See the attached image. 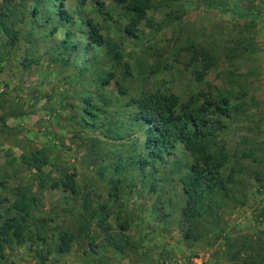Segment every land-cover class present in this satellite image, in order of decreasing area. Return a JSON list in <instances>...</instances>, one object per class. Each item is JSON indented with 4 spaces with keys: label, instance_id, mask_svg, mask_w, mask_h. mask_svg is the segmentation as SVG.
I'll return each instance as SVG.
<instances>
[{
    "label": "rangeland",
    "instance_id": "1",
    "mask_svg": "<svg viewBox=\"0 0 264 264\" xmlns=\"http://www.w3.org/2000/svg\"><path fill=\"white\" fill-rule=\"evenodd\" d=\"M20 1L12 0L21 4L14 26L19 41L7 43L0 29V212L25 229L3 245L0 264H241L248 253L230 247L235 238L264 239V190L254 176L264 173V0H152L136 39L123 33L128 19L117 0H62L71 15L66 25L54 15L57 3L42 2L33 21L31 7ZM232 5L236 13L225 11ZM88 20L116 45L120 60L108 43L90 41ZM203 48L213 66L201 70L203 56L187 66ZM154 91L182 100L224 95L233 111L220 135L231 151L252 144L260 156V164L254 156L245 162L236 205L224 206L212 221L188 224L179 182L184 170L172 172L176 157L157 170L131 164V143L142 140L143 128L134 122L130 98ZM34 152L48 159L49 180L73 176L75 193L41 190L29 164ZM117 165L123 167L116 173ZM115 179L116 200L108 196ZM102 205L118 247L98 226ZM62 231L74 240L61 254Z\"/></svg>",
    "mask_w": 264,
    "mask_h": 264
},
{
    "label": "trees",
    "instance_id": "2",
    "mask_svg": "<svg viewBox=\"0 0 264 264\" xmlns=\"http://www.w3.org/2000/svg\"><path fill=\"white\" fill-rule=\"evenodd\" d=\"M45 1L57 3L58 7L54 15L61 24L71 23V15L65 10L62 0H21L20 2L31 7L29 17L35 21L42 15ZM117 1L126 8L125 17L128 19V25L124 27L123 33L136 39L138 27L146 19L148 10L152 6V0ZM0 3V29L8 36L6 42L13 45L14 42L19 41L18 37L20 36V31L15 30L14 26L19 17L18 10L21 4L17 7L12 0H1ZM23 9L29 10L24 5ZM236 9V5H232L225 11L236 13ZM218 10L222 11L223 9L218 8ZM250 15L257 18V14L254 12H247L243 16ZM51 16H47L46 20H50ZM87 25L90 27L88 33L90 41L96 46L108 43L113 59L120 60L121 53L116 45H113V42L109 40H103L92 20H88ZM67 32L69 33V31ZM76 46L74 44L73 48ZM198 56L204 58L201 63L197 61ZM194 61L199 62L198 66L201 70L209 69L215 63L214 56L205 48L201 52L198 50L193 53V56L187 61V66H191ZM178 62L180 63V60ZM120 92L125 95L127 90L122 87ZM129 106L134 107L137 111L134 122L143 128L142 140L139 141L136 138L131 143L132 153H135L131 157V164L139 167L141 171L148 168L157 170V164L162 163L163 166H166L172 157H176L173 159L172 172L175 167L184 170L179 176V182L182 184V191L189 207L183 214L191 227L200 225L202 220L212 221L224 206L228 207L231 203L236 205L237 201L234 198L238 192L242 193L243 191L241 184L247 167L245 162L249 160L250 163L251 156H254L253 162L258 164L261 163V159L252 144L244 149L234 148L231 151L226 140L223 139L224 137L220 135V131L226 127V118L233 111L230 101L224 95L205 97L197 94L182 100L175 93L145 92L139 97H131ZM47 161L45 155H38L37 152H34L29 162L40 181V189L64 188L72 194L75 193L77 187L73 176H67L65 179H48L43 170ZM122 167V165H117L114 172H119ZM254 176L258 183L257 190H264V173L255 171ZM119 182V179H115L112 190L108 193V196L114 200L119 197ZM155 188L153 184L152 189ZM245 197L247 198V195ZM20 202L24 204L25 198L22 197ZM260 202L264 205V199H261ZM22 209L24 210V206ZM99 210H102L103 217L98 226L106 234L105 239L108 238L109 243L117 246L112 237L108 235L112 231L111 225L106 223L110 212L107 211L105 205L100 206ZM24 229L22 220L15 222L3 219L0 212V258L3 256V245L9 242V237L20 238ZM121 229L124 231L126 226L122 225ZM73 240L74 235L71 232H60L57 252L61 254L68 252ZM234 242L230 244V247L237 246V254L243 251L248 253L241 264H264V239L262 236L255 240L238 237Z\"/></svg>",
    "mask_w": 264,
    "mask_h": 264
}]
</instances>
